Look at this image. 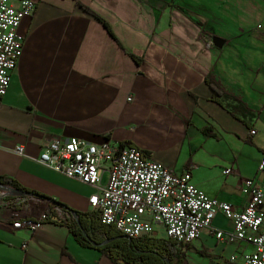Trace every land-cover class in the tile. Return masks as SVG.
Segmentation results:
<instances>
[{"label": "crops", "instance_id": "0c3cea01", "mask_svg": "<svg viewBox=\"0 0 264 264\" xmlns=\"http://www.w3.org/2000/svg\"><path fill=\"white\" fill-rule=\"evenodd\" d=\"M35 1L1 102L0 176L47 197L0 205V264H114L66 223L45 220L70 219L62 204L89 211L97 190L37 161L56 138L132 143L175 173L189 171L197 188L234 210L246 206L241 180L263 179L264 0ZM207 75L223 91L219 103ZM24 218L39 227L13 229ZM212 224L181 247L185 264H194L185 247L201 256L195 264H228L249 249L216 237L233 226L222 213Z\"/></svg>", "mask_w": 264, "mask_h": 264}, {"label": "built area", "instance_id": "2783aa9c", "mask_svg": "<svg viewBox=\"0 0 264 264\" xmlns=\"http://www.w3.org/2000/svg\"><path fill=\"white\" fill-rule=\"evenodd\" d=\"M36 8L35 0H20L18 6L11 0H0V111L26 44L20 33L22 21L34 15ZM16 150L23 153L22 146ZM51 151L53 170L96 187L88 198L90 210L117 232L131 237L157 236V226L161 225L163 238L182 247L196 240L203 228L214 231L213 219L222 213L233 226L229 231L216 230V237L249 246L239 255L232 254L228 264H264V150L257 165L262 181L241 180L240 188L247 195L242 210H234L228 201H219L197 188L189 171L175 173L134 144L120 147L71 136L53 139ZM223 172L230 173L231 168ZM105 173L107 180L102 184ZM64 211L71 218L68 210ZM39 224V220L24 218L12 227L34 231Z\"/></svg>", "mask_w": 264, "mask_h": 264}, {"label": "trees", "instance_id": "16d2710c", "mask_svg": "<svg viewBox=\"0 0 264 264\" xmlns=\"http://www.w3.org/2000/svg\"><path fill=\"white\" fill-rule=\"evenodd\" d=\"M84 9L95 15L88 6ZM109 33L112 35V31ZM134 56V55H133ZM212 89L211 100L220 102L223 94L221 87L210 75L205 78ZM126 143H121L120 147ZM132 144V143H129ZM30 197H47L35 190L22 185L16 179L0 176V205L5 201H14ZM63 210H68L71 218L61 220L51 213L45 220L54 223H66L75 240L83 246H95L104 252L114 264H185L186 255L181 247L175 246L169 238L141 235L131 237L117 232L114 226L101 223L99 215L94 210H72L66 205H61ZM99 234L105 235L104 238ZM121 263H118V261Z\"/></svg>", "mask_w": 264, "mask_h": 264}, {"label": "rangeland", "instance_id": "374dc122", "mask_svg": "<svg viewBox=\"0 0 264 264\" xmlns=\"http://www.w3.org/2000/svg\"><path fill=\"white\" fill-rule=\"evenodd\" d=\"M107 176H108V173H105V175L103 176V179H102V184H104L107 180ZM100 237L104 238L105 235L103 234H99ZM157 236L158 237H165V234L163 232V229L161 227H158V233H157ZM186 254H187V261L189 263H194L195 264V259H197L198 257L201 258V256L198 255V253L195 251V249H192V248H189V247H185L184 248Z\"/></svg>", "mask_w": 264, "mask_h": 264}, {"label": "bare ground", "instance_id": "6f19581e", "mask_svg": "<svg viewBox=\"0 0 264 264\" xmlns=\"http://www.w3.org/2000/svg\"><path fill=\"white\" fill-rule=\"evenodd\" d=\"M41 157H42V160H41L42 164H44V162L47 163V164H51V158H52L51 147L47 148L45 150V146H44V153H42ZM42 218H43V216H42ZM42 218H41V220H42Z\"/></svg>", "mask_w": 264, "mask_h": 264}, {"label": "water", "instance_id": "95a60500", "mask_svg": "<svg viewBox=\"0 0 264 264\" xmlns=\"http://www.w3.org/2000/svg\"><path fill=\"white\" fill-rule=\"evenodd\" d=\"M212 42L217 45V47H221L224 43V40L219 38L218 36L214 35L212 36ZM118 262H121L120 260ZM130 264V263H129Z\"/></svg>", "mask_w": 264, "mask_h": 264}, {"label": "flooded vegetation", "instance_id": "af4514ba", "mask_svg": "<svg viewBox=\"0 0 264 264\" xmlns=\"http://www.w3.org/2000/svg\"><path fill=\"white\" fill-rule=\"evenodd\" d=\"M118 263H121V262H118ZM130 264H132V263H130Z\"/></svg>", "mask_w": 264, "mask_h": 264}]
</instances>
